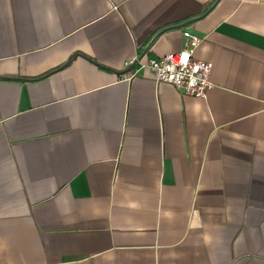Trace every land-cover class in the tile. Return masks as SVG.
I'll return each instance as SVG.
<instances>
[{"label":"crops","instance_id":"1","mask_svg":"<svg viewBox=\"0 0 264 264\" xmlns=\"http://www.w3.org/2000/svg\"><path fill=\"white\" fill-rule=\"evenodd\" d=\"M0 264H264V0H0Z\"/></svg>","mask_w":264,"mask_h":264},{"label":"built area","instance_id":"2","mask_svg":"<svg viewBox=\"0 0 264 264\" xmlns=\"http://www.w3.org/2000/svg\"><path fill=\"white\" fill-rule=\"evenodd\" d=\"M185 44L178 52L169 53L161 58H148L143 61L136 57L125 63V68H130L136 62L142 69L153 73L156 82H166L175 85L185 95L205 98L212 88L210 81L213 63L201 61L194 57L196 47L202 39L189 31H184ZM126 73V77L136 74ZM130 74V75H129Z\"/></svg>","mask_w":264,"mask_h":264},{"label":"water","instance_id":"3","mask_svg":"<svg viewBox=\"0 0 264 264\" xmlns=\"http://www.w3.org/2000/svg\"><path fill=\"white\" fill-rule=\"evenodd\" d=\"M172 28H175V27H167V28H165V29H163L162 31H160L157 35H156V37L154 38V40L155 39H157L160 35H162L165 31H167V30H170V29H172ZM150 47V45L148 46V48Z\"/></svg>","mask_w":264,"mask_h":264}]
</instances>
